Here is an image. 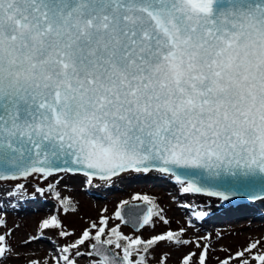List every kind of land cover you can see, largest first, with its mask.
<instances>
[{"label":"snow or ice","instance_id":"obj_1","mask_svg":"<svg viewBox=\"0 0 264 264\" xmlns=\"http://www.w3.org/2000/svg\"><path fill=\"white\" fill-rule=\"evenodd\" d=\"M153 171L174 176L183 193L264 196V0H0V181ZM24 188L16 183L8 196L22 198ZM114 215L142 228L153 209ZM40 227L63 229L56 216ZM185 232L132 238L101 217L28 264H78L85 255L89 264H147L162 242L195 243ZM11 235L0 233V264L14 251ZM260 244L220 264H249L253 249L264 264ZM196 247L198 260L188 252L180 264H205L208 245Z\"/></svg>","mask_w":264,"mask_h":264},{"label":"rangeland","instance_id":"obj_2","mask_svg":"<svg viewBox=\"0 0 264 264\" xmlns=\"http://www.w3.org/2000/svg\"><path fill=\"white\" fill-rule=\"evenodd\" d=\"M155 174L152 182H148L147 177L146 179L141 178L143 174L135 176L134 173L127 174L124 177L125 180L96 181L94 179L92 183L83 174L77 173H58L56 179L48 178V180L36 174L27 180L0 181V219L6 221V227L0 228V233L11 230L12 235L8 243L14 250L7 259L3 260V264H28L29 260L34 258L48 257L50 259L51 255L56 253L57 248H62L65 244L78 239L82 231L90 228L92 223L99 225L101 217L109 219V227L119 225L120 231L132 238L140 236L148 240L169 230L179 232L180 228H185L183 238L195 242L179 249L162 242L158 247L150 248L147 264H159L160 256L165 252L170 254L166 264H180V260L188 252H195L197 255L194 259L198 260L201 248L196 247V243L208 245L205 264H220L221 260L229 255L234 257L236 252L246 249L251 242L256 240L261 241L258 249L264 252V230L256 228L254 220L242 219L237 222L234 219L232 222L216 224L207 221L201 225L204 218L214 211L209 209L208 202L202 201L205 196L183 193L184 185L177 182L171 175H169L170 179H163L160 173L155 172ZM59 177L63 179L58 180ZM73 178L76 179L75 183L70 180ZM16 183L25 185L23 189L25 195L22 198L8 196ZM49 183L53 185L51 189L48 187ZM38 185L42 186L43 192H37L35 186ZM137 195L149 197L153 216L149 225H145L136 232L130 226L124 225L122 220H117L114 213L120 210L123 201L127 203L144 202L134 199ZM216 198L219 201L215 207L232 208V206L225 205L228 200ZM258 202L261 204L257 205L261 206L260 215L264 219V199ZM185 203L191 209L185 208ZM65 208H69V211L65 212ZM72 208L75 211H72ZM22 209L28 210L22 213ZM52 216L57 217L63 229H42L40 227L43 220ZM61 230H67L73 235L61 237L59 235ZM91 231L95 232L96 229H91ZM34 236L37 239L25 245L24 241ZM39 243H43L44 247H41ZM81 251L87 252L88 249L82 245ZM115 251L122 256L120 249H115ZM252 253H257V249H253ZM252 253L246 252L245 256L249 258V264H257L254 259H251ZM89 259L85 255L77 257V262L78 264H89ZM231 264H239V259L234 258Z\"/></svg>","mask_w":264,"mask_h":264},{"label":"bare ground","instance_id":"obj_3","mask_svg":"<svg viewBox=\"0 0 264 264\" xmlns=\"http://www.w3.org/2000/svg\"><path fill=\"white\" fill-rule=\"evenodd\" d=\"M124 175L126 174H121L120 176L118 177H114V178H120L121 180L124 179ZM56 179V178H54ZM58 180H61L59 178H57ZM143 179H146V177ZM72 182L75 183V178L73 179H70ZM69 181V180H68ZM64 183H66V181H64ZM58 185L60 186V182L58 183ZM64 185V184H62ZM170 190V189H169ZM204 203L208 202V204H210V208L211 210H214L213 213H215V216H212L211 218H209L208 220H210V222H213L214 224L216 223H219V222H232L234 219L239 222L240 220L242 219H247V220H254L255 224L254 226H256V228H259L261 230H264V219H263V216H260V210H261V206L258 207L257 205H261L260 202H256L255 204L254 203H250V204H253L251 206H246V207H243V206H240V207H233V208H225V209H222V207L220 206V208H217L215 207L217 205V201L218 199L217 198H203L202 200ZM1 204H3L4 206V203L1 202ZM27 206H29L30 204H26ZM28 210V209H27ZM26 209H22V213H25L27 211ZM205 222L207 221H203V223L201 225H203ZM245 224V223H244ZM200 225V224H199ZM39 245L41 247H44V244L43 243H39Z\"/></svg>","mask_w":264,"mask_h":264},{"label":"water","instance_id":"obj_4","mask_svg":"<svg viewBox=\"0 0 264 264\" xmlns=\"http://www.w3.org/2000/svg\"><path fill=\"white\" fill-rule=\"evenodd\" d=\"M153 172H155V171H153ZM153 172H150V173H153ZM132 173H134V172H132ZM134 174L138 175V174H144V173H134ZM198 194H203V193H198ZM261 199H264V196H259L258 198L250 199L248 196H245V195H232V196H230L227 203H228V205H236V204L246 205V204L251 203L255 200H261ZM148 208H151V207L146 203H132V204L130 203V204H127L121 208V214H122V216H125V219H126L127 213L130 210V211L135 212L137 214H141V217H142V215L147 214ZM123 222H124V224L129 225L133 228V226L131 224L125 223L124 220H123ZM141 223H142V219H141ZM133 229L135 231H138V230H141L142 228L137 227V228H133Z\"/></svg>","mask_w":264,"mask_h":264}]
</instances>
